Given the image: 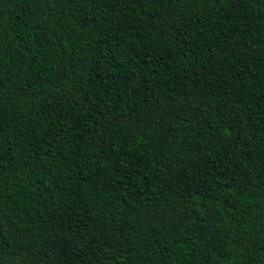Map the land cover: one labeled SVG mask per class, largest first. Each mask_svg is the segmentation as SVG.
Wrapping results in <instances>:
<instances>
[{"label":"trees","instance_id":"16d2710c","mask_svg":"<svg viewBox=\"0 0 264 264\" xmlns=\"http://www.w3.org/2000/svg\"><path fill=\"white\" fill-rule=\"evenodd\" d=\"M0 264H264V0H0Z\"/></svg>","mask_w":264,"mask_h":264}]
</instances>
